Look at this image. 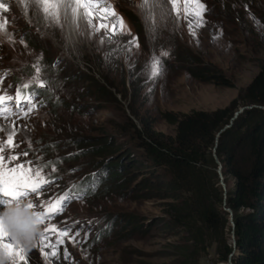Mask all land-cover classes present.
Instances as JSON below:
<instances>
[{"label": "rangeland", "instance_id": "obj_1", "mask_svg": "<svg viewBox=\"0 0 264 264\" xmlns=\"http://www.w3.org/2000/svg\"><path fill=\"white\" fill-rule=\"evenodd\" d=\"M202 2L204 24L197 27L195 5L185 0H176L175 10L172 0H161L175 19L159 13L147 18L142 0H93L92 16L77 13L75 31L63 7L56 23L19 0H0L8 9H0V95H12L8 103L14 105L19 89L23 109L0 113V138L6 142L17 129L4 156L18 159L7 166L22 164L34 180L44 181L23 198L25 207L35 205L32 211L42 214L49 202L67 197L62 212L44 218L33 247L25 250L9 236L12 255L0 249V260L22 264L19 253L28 264L171 262L176 229L168 225V199L140 144L149 133L173 135L165 112L226 106L264 62V0ZM109 5L123 28L101 10ZM100 24L108 27L97 30ZM172 25L179 30L168 31ZM133 38L138 46L129 45ZM37 64L40 79L33 84ZM29 93L36 105L30 112L32 104L23 101ZM112 168L122 176L118 185L106 179ZM228 238L232 246L231 227ZM214 260L211 246L198 264Z\"/></svg>", "mask_w": 264, "mask_h": 264}, {"label": "trees", "instance_id": "obj_2", "mask_svg": "<svg viewBox=\"0 0 264 264\" xmlns=\"http://www.w3.org/2000/svg\"><path fill=\"white\" fill-rule=\"evenodd\" d=\"M239 103L264 106V62L226 106L165 112L162 118L173 126V135L160 139L149 133L140 144L168 199V225L176 229L169 264H198L201 253L211 246L213 264H227L233 249L232 264H264V109H243L217 137L215 146L224 201L234 223V248L228 242V214L222 209L223 191L212 156L217 131L228 123ZM109 178L117 179L116 185L123 180L115 168Z\"/></svg>", "mask_w": 264, "mask_h": 264}, {"label": "snow or ice", "instance_id": "obj_3", "mask_svg": "<svg viewBox=\"0 0 264 264\" xmlns=\"http://www.w3.org/2000/svg\"><path fill=\"white\" fill-rule=\"evenodd\" d=\"M19 2L24 4L25 9H28L36 14L42 12L44 14L45 20H53L56 23H59L58 9L61 7L64 8L65 18L69 20L70 24H75L79 9L85 10L83 13L85 17L92 16V13L88 11V8L93 6V0H19ZM188 3L195 5L194 15L199 18L196 21L197 27L203 26V13L206 11V5L202 2V0H185V4L187 5ZM172 6L173 10H175L177 7L176 0H172ZM140 7L142 10H146V16L149 19L154 18L157 10L162 19L167 13V9L161 4V0H142ZM0 9L8 11L3 3H0ZM101 10L106 12L109 16L117 17L120 27H124L123 19L117 15V13L111 8V5ZM185 14L187 15V13ZM106 18L107 17H100L101 20ZM89 23H91V21H89ZM100 27L107 28L108 26L100 24L97 30H99ZM2 28H4V24H0V29ZM112 30L115 31V24H113ZM129 45L138 46L136 38H133L131 41H129ZM162 54L165 56L168 55L167 52H163ZM158 63L159 58L154 57V63L152 65L153 75H156L158 72ZM40 72L41 68L39 64H37L36 76L30 81V83L35 84L37 81H39ZM0 82H2V80H0ZM39 86L43 87L44 85L43 83H40ZM24 87L28 88L29 84H25ZM34 96L35 93H29L28 96L23 98V101L32 104V108L27 110L29 112L36 107V105L32 103ZM20 97L21 92L19 89H17L15 93V104L12 105L8 103L13 101L14 97L12 95H0V113L11 112L12 114H15V109L23 110L21 108L22 100ZM13 124H15V122H13ZM16 134L17 129L14 127L13 130L8 134L6 142L0 138V205L4 206L0 208V249H3L8 255H12L13 244L8 240L9 233L4 227L2 213L12 206H16L17 209H19L23 203V198L27 197L29 193H37L44 183V181L34 180L31 175V169H25L22 164L12 167L11 169L8 168L7 164L11 161L17 160L18 156L9 155L6 161L4 156L5 145L9 148L12 147L13 139ZM23 155L26 156L27 152L23 153ZM35 175L39 177L40 173L37 172ZM66 199L67 197H60L55 202H49L48 206L42 213L43 219L46 218L48 220H52L55 215H58L60 212H62L64 201ZM34 207L35 205L32 203H29L26 206V208L30 209H33ZM50 230L55 231L56 226L53 225ZM51 255L55 256L56 253L53 252ZM16 256L18 257L19 261L22 262V264H28L24 256L19 255V253H16ZM13 264H16L15 260L13 261Z\"/></svg>", "mask_w": 264, "mask_h": 264}, {"label": "clouds", "instance_id": "obj_4", "mask_svg": "<svg viewBox=\"0 0 264 264\" xmlns=\"http://www.w3.org/2000/svg\"><path fill=\"white\" fill-rule=\"evenodd\" d=\"M3 223L9 236L23 246L25 250L33 247L41 235V225L44 224L42 214L21 205L19 209L12 206L3 213ZM0 264H6L0 260Z\"/></svg>", "mask_w": 264, "mask_h": 264}, {"label": "water", "instance_id": "obj_5", "mask_svg": "<svg viewBox=\"0 0 264 264\" xmlns=\"http://www.w3.org/2000/svg\"><path fill=\"white\" fill-rule=\"evenodd\" d=\"M251 107H257V108H261V109H264V106H257V105H253V104H251V105H246V106H243V107H241V108H239L237 111H235L234 113H233V115H232V117L230 118V120L228 121V123L227 124H225L223 127H221L218 131H217V133H216V136H215V142H214V146H213V148H212V156H213V159H214V161L216 162V164H217V169H216V173H217V175H218V182H219V184H220V186L223 188V202H222V209L225 211V212H227V214H228V221H229V223H230V227H231V238H232V247L234 248V246H235V240H234V234H233V227H234V223H233V221H232V213H231V210L229 209V207H227L226 206V204H225V201H224V197H225V185H224V183H223V181H222V175H221V172H220V168H221V165H220V163H219V161L217 160V158H216V156H215V153H214V151H215V146H216V143H217V137L226 129V128H228L230 125H231V123H232V120L237 116V114H239L243 109H248V108H251ZM233 252H234V249L231 251V253L229 254V256H228V259H227V264H232L231 263V260H230V257H231V255L233 254Z\"/></svg>", "mask_w": 264, "mask_h": 264}, {"label": "bare ground", "instance_id": "obj_6", "mask_svg": "<svg viewBox=\"0 0 264 264\" xmlns=\"http://www.w3.org/2000/svg\"><path fill=\"white\" fill-rule=\"evenodd\" d=\"M128 1H130V0H128ZM162 5L166 8V3H164V4H162ZM166 9H167V8H166ZM79 11H80V12H81V11L84 12L85 10H84V9H79L78 12H79ZM171 12H172V11H171ZM100 13H101V12L98 13V17L100 16ZM157 13H159L158 10L156 11V14H157ZM173 15H174V14H173ZM173 15H172V13H170V12L167 10V13H166V16H167V17H170V18H172V19H175L176 17L174 18ZM189 26H190V25H189ZM71 28H72V30L74 29V30L76 31V29H77L76 22H75V24H71ZM167 30H168V31L170 30L171 32H174V31H176V30H179V26H178V25H175V27H174V26L172 25V28H168Z\"/></svg>", "mask_w": 264, "mask_h": 264}]
</instances>
